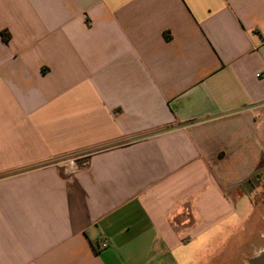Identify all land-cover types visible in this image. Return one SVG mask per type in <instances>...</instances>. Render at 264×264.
<instances>
[{
	"label": "crops",
	"instance_id": "1",
	"mask_svg": "<svg viewBox=\"0 0 264 264\" xmlns=\"http://www.w3.org/2000/svg\"><path fill=\"white\" fill-rule=\"evenodd\" d=\"M263 162L264 0H0V264H247Z\"/></svg>",
	"mask_w": 264,
	"mask_h": 264
},
{
	"label": "built area",
	"instance_id": "2",
	"mask_svg": "<svg viewBox=\"0 0 264 264\" xmlns=\"http://www.w3.org/2000/svg\"><path fill=\"white\" fill-rule=\"evenodd\" d=\"M86 165V161H79L76 157L66 158L61 162V168L66 175H71L77 172L82 166ZM102 248H107L108 243L105 241L101 244Z\"/></svg>",
	"mask_w": 264,
	"mask_h": 264
},
{
	"label": "trees",
	"instance_id": "3",
	"mask_svg": "<svg viewBox=\"0 0 264 264\" xmlns=\"http://www.w3.org/2000/svg\"><path fill=\"white\" fill-rule=\"evenodd\" d=\"M4 35V39L8 42L10 35ZM264 176V162L261 164V166L257 169L256 173L253 175V179H249V183H253V181L261 180V178Z\"/></svg>",
	"mask_w": 264,
	"mask_h": 264
},
{
	"label": "water",
	"instance_id": "4",
	"mask_svg": "<svg viewBox=\"0 0 264 264\" xmlns=\"http://www.w3.org/2000/svg\"><path fill=\"white\" fill-rule=\"evenodd\" d=\"M247 264H264V248L248 260Z\"/></svg>",
	"mask_w": 264,
	"mask_h": 264
},
{
	"label": "rangeland",
	"instance_id": "5",
	"mask_svg": "<svg viewBox=\"0 0 264 264\" xmlns=\"http://www.w3.org/2000/svg\"><path fill=\"white\" fill-rule=\"evenodd\" d=\"M242 219L246 221V216L243 217ZM246 249H249V248H246ZM249 250H250V249H249ZM234 251H235L234 249H229V250L227 251L228 256H229L231 253H233ZM259 252H260V251H259Z\"/></svg>",
	"mask_w": 264,
	"mask_h": 264
}]
</instances>
